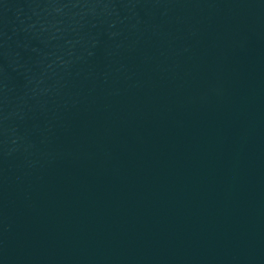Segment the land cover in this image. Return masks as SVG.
<instances>
[{
	"label": "water",
	"instance_id": "95a60500",
	"mask_svg": "<svg viewBox=\"0 0 264 264\" xmlns=\"http://www.w3.org/2000/svg\"><path fill=\"white\" fill-rule=\"evenodd\" d=\"M0 264H264V0H0Z\"/></svg>",
	"mask_w": 264,
	"mask_h": 264
}]
</instances>
